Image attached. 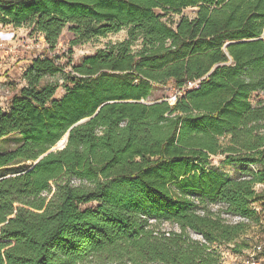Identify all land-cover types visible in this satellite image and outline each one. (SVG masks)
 I'll return each mask as SVG.
<instances>
[{"label": "trees", "instance_id": "16d2710c", "mask_svg": "<svg viewBox=\"0 0 264 264\" xmlns=\"http://www.w3.org/2000/svg\"><path fill=\"white\" fill-rule=\"evenodd\" d=\"M186 8L195 16L173 26L155 12ZM0 23L49 49L66 28L71 46L127 32L72 66L60 98L44 82L57 58H34L0 111V140L20 142L0 152V264H218L212 246L259 223L264 103L250 97L264 91V0H0ZM200 79L172 105L142 102ZM214 156L244 177L206 168Z\"/></svg>", "mask_w": 264, "mask_h": 264}, {"label": "rangeland", "instance_id": "374dc122", "mask_svg": "<svg viewBox=\"0 0 264 264\" xmlns=\"http://www.w3.org/2000/svg\"><path fill=\"white\" fill-rule=\"evenodd\" d=\"M155 12L163 16V22L173 26L182 16L193 18L196 8H186L179 13L163 12L160 10H156ZM0 30L15 35V39L12 42L7 41L4 44V49H0V111H5L8 108L11 98L18 94L19 90L25 86L22 76L34 58H57L56 62L62 66L63 71L54 76L44 78V82L56 85L55 98H60L65 93V78L72 71V66L80 64L85 57L93 55L97 50L105 49L108 45L118 43L127 37L126 30H122L116 34H109L104 38L92 39L71 46V41L74 37L68 28H66L62 32L55 48L49 49L45 44L44 38L40 34L33 32L29 27L14 28L0 23ZM172 89L171 86L157 87L153 90L150 97L142 102L151 104L169 101ZM250 102L254 107L264 103V91L253 93L250 97ZM19 145V137L17 135H11L0 140V152L12 151ZM221 160L222 157L220 156L211 157L208 160L206 168L213 169L228 179L244 177V169L241 166L224 165ZM73 183L77 185L79 182L74 181ZM254 190L258 193L263 192L264 194V185L257 184L254 186ZM251 207L258 213L259 223L251 224L246 232L237 239L235 244L212 246L211 250L218 257V264H246L245 261H247L248 254L252 252L254 247L264 243V201L254 203ZM209 208L214 211L218 209L214 205L209 206ZM159 227L166 232L170 230L179 231L177 226H172L167 222H161ZM191 236L193 239L198 238L194 234H191ZM238 245L239 252L234 253L232 251L233 247ZM257 257L264 264V253Z\"/></svg>", "mask_w": 264, "mask_h": 264}, {"label": "built area", "instance_id": "2783aa9c", "mask_svg": "<svg viewBox=\"0 0 264 264\" xmlns=\"http://www.w3.org/2000/svg\"><path fill=\"white\" fill-rule=\"evenodd\" d=\"M14 39H15V35L13 33L0 30V49H4V44L7 41L12 42ZM200 81L201 79L192 81V82H187L184 85V87L179 90L172 89V94L170 95L168 102L171 105L174 104L177 98L180 97L182 94H184L186 91L197 88ZM200 214H202V212H200ZM223 218H225L227 220V223L231 225H236L238 223H248L247 219L241 218V217H231L228 215H223ZM197 237H198L197 238L198 240H202L200 236H197ZM262 253H264V243L258 244L254 247L252 252L248 254L247 261H245L246 264H262V261L260 260V258L257 257L258 255H261ZM235 257L237 256L235 255Z\"/></svg>", "mask_w": 264, "mask_h": 264}, {"label": "water", "instance_id": "95a60500", "mask_svg": "<svg viewBox=\"0 0 264 264\" xmlns=\"http://www.w3.org/2000/svg\"><path fill=\"white\" fill-rule=\"evenodd\" d=\"M96 113H97V112H96ZM96 113L94 114V116L96 115ZM89 119H90V118H89ZM89 119L82 120V121H80V122H79L78 124H76V125H80V124H82V123L88 121ZM67 137H68V134H66V135L64 136V138H63L60 142H58L54 147H52L48 152H46L45 154H43L42 156H40V157L38 158V160L35 162V164H36L38 161H40L43 157H45L46 155H48V154H50V153H53V152H56V151H58V150L63 149V148L66 146V143H67Z\"/></svg>", "mask_w": 264, "mask_h": 264}]
</instances>
